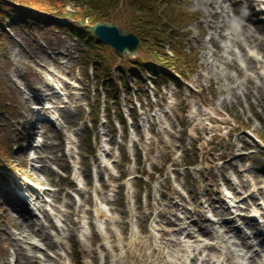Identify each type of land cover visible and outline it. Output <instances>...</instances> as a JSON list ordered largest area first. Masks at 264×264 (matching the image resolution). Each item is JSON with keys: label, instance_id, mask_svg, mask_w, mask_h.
<instances>
[{"label": "rangeland", "instance_id": "rangeland-1", "mask_svg": "<svg viewBox=\"0 0 264 264\" xmlns=\"http://www.w3.org/2000/svg\"><path fill=\"white\" fill-rule=\"evenodd\" d=\"M85 2L70 0L65 11ZM189 6L186 27L162 17ZM262 8L264 0L153 6L161 13L155 24L167 29L160 39L166 53L173 56L169 37L185 36L186 55L196 60L191 66L182 60L180 83L158 80L157 90L145 71L146 85L135 91V67L126 74L128 90L121 86L114 71L126 57L93 43L111 64L117 104L91 66L83 67L85 44L66 31V19L6 20L0 142L9 164L0 163V264H197L209 257L211 264H264V148L257 138L264 136ZM113 12L129 20L119 8ZM98 97L93 126L89 104ZM219 144L221 152L205 155L204 165L187 163ZM219 226L239 235L238 260L231 247L220 253L213 242Z\"/></svg>", "mask_w": 264, "mask_h": 264}, {"label": "trees", "instance_id": "trees-1", "mask_svg": "<svg viewBox=\"0 0 264 264\" xmlns=\"http://www.w3.org/2000/svg\"><path fill=\"white\" fill-rule=\"evenodd\" d=\"M68 1L70 0H0V32L5 31L4 23L7 18L10 19L13 15L19 23L26 24L32 21L34 25L45 24L47 21L53 20V17L56 16L66 19L64 25L67 27V30L78 35L85 44L81 54L83 67L86 69L89 62H92L94 78L98 81L101 80L104 83H107L105 89L109 93L117 87L111 73V64L104 60V55H96L95 51H98V49L96 50V47L91 41L94 39L97 44H100V48L103 44L95 39V37L90 33L86 27V22H90L91 24L102 19H107L139 35L141 45L138 56L132 60L130 58H126L129 63L121 62V65L116 69V73L123 87H127L126 72L130 71L129 68L131 65L135 66V68L140 72L147 69L150 74L155 77L154 79H156V69L153 67L152 63L157 60H162V67L160 69L161 79L164 81L172 79L177 83L178 78L172 73H169L167 71L168 68L173 65L175 66L174 70L176 72L184 74L185 69L180 66V62L185 60V63H188L190 66L196 62V60L192 61L188 59L185 46L182 43L184 41L183 36L178 35L175 41L173 37H169L172 40L170 50L173 56L166 53L164 41H160L161 38L167 37V29L166 27L165 29L162 28V26L158 27V25L155 24L161 19L159 17L161 13L153 10V6L155 7L158 3L166 0H144L142 5L138 3L139 0H87L89 3L85 2L82 6L74 3L72 4L73 10L65 11ZM150 3L152 4L150 5L152 8L147 7V4ZM174 6L176 7L177 5L175 4ZM143 7L148 8V13L146 15L140 13L141 8ZM115 8H119V12L127 15L129 20L126 22L118 21L119 14L114 15L115 12H113ZM191 9L192 6L182 8V10L174 12L172 16H169L166 12L162 15V17H165L167 22L175 24L178 28L186 27L190 24V20L193 17ZM86 15H93L90 16V21H85ZM76 24L82 25L84 30L76 27ZM133 75L138 83L137 90L140 93L144 82L139 75L137 76L135 73H133ZM154 84H156V87H159L160 85L156 81H154ZM113 94L114 92L110 93L111 96ZM114 99H116L115 96ZM98 108L99 101L91 107L90 116L93 125L97 122ZM107 116H110V113H108ZM259 137L264 143V136L260 135ZM3 142L4 140L0 142V163H4L8 160V149ZM193 162L194 160L191 161V163Z\"/></svg>", "mask_w": 264, "mask_h": 264}, {"label": "water", "instance_id": "water-1", "mask_svg": "<svg viewBox=\"0 0 264 264\" xmlns=\"http://www.w3.org/2000/svg\"><path fill=\"white\" fill-rule=\"evenodd\" d=\"M89 29L107 45L114 47L119 53L134 56L139 49V38L136 34L123 29L116 24L102 20L92 25ZM216 151L217 149H213ZM207 152H211L209 149Z\"/></svg>", "mask_w": 264, "mask_h": 264}, {"label": "bare ground", "instance_id": "bare-ground-1", "mask_svg": "<svg viewBox=\"0 0 264 264\" xmlns=\"http://www.w3.org/2000/svg\"><path fill=\"white\" fill-rule=\"evenodd\" d=\"M223 132H225V130H223ZM222 227H220V226L218 227L217 235L214 236L213 242L221 248V250H219L220 253H222V250L223 249H224V251L227 250L228 249V246L231 247L232 250H233L235 259L238 260V258L241 256V249H239L240 248V244L238 242L239 235L237 233H235L234 231H231L230 232L231 234L229 236V235H227V234H225L223 232ZM253 242H255V240ZM262 246L264 247L263 242H262ZM28 247H30L29 244H28ZM213 254H215V253H213ZM43 256H46V255L43 254ZM43 256L42 255H39V257H43ZM185 259H186V262L189 263V259L188 258H185ZM211 260L212 259L210 257L207 258V259H198L197 260V264H211L210 263ZM223 264H225V262ZM227 264H229V263H227ZM233 264H237V263L234 262Z\"/></svg>", "mask_w": 264, "mask_h": 264}]
</instances>
